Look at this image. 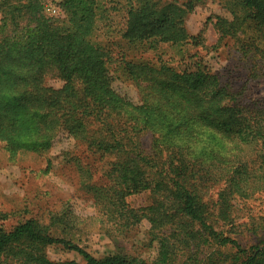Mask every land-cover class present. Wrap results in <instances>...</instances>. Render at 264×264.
<instances>
[{
	"label": "trees",
	"instance_id": "trees-1",
	"mask_svg": "<svg viewBox=\"0 0 264 264\" xmlns=\"http://www.w3.org/2000/svg\"><path fill=\"white\" fill-rule=\"evenodd\" d=\"M46 1L0 0V141L11 154L45 155L67 133L91 153L113 157L100 175L105 180L83 181L97 198L101 230L120 234L143 217L154 227H176L160 237L151 262L97 258L61 236L94 224L95 217L64 208L47 223L31 217L12 230L0 225V264L9 257L16 264H79L50 260L45 248L54 243L77 251L83 264H170L178 245L200 247L207 229L220 244L234 243L231 264H264V245L244 249L212 228L211 216L234 225V202L264 191V100L242 98L200 60L186 62L200 50L186 53L203 44L185 25L196 0H61L57 13ZM223 1L233 17L218 19L222 37H237L244 54L264 63V0ZM171 47L180 56L165 51ZM161 48L167 58L153 53ZM49 72L62 86L46 85ZM116 79L135 86L136 102L117 90ZM146 132L153 134L149 151L140 141ZM78 169L80 176H94L90 163ZM201 183L222 185L208 210L199 205ZM146 190H162L161 198L147 212L132 208L127 195ZM258 222L254 232L264 230V216ZM209 260L225 264L215 253Z\"/></svg>",
	"mask_w": 264,
	"mask_h": 264
},
{
	"label": "rangeland",
	"instance_id": "rangeland-1",
	"mask_svg": "<svg viewBox=\"0 0 264 264\" xmlns=\"http://www.w3.org/2000/svg\"><path fill=\"white\" fill-rule=\"evenodd\" d=\"M160 1L184 4L189 0ZM60 2L61 0L46 1L48 8L55 9L56 13L60 10ZM224 4L223 0L194 2L193 10L185 17V25L190 34L202 36L203 44L193 47L189 53H186L195 54L197 49L200 50L197 55L186 57V62L192 66L193 63L202 61L218 72L221 80L226 84L229 83L237 93L242 95V98H251L253 103L259 104L264 100V63L255 64L252 54H244L240 50V41L237 37H222L220 25H217L218 19L233 17L227 5ZM60 15L62 16L63 13L61 12ZM240 35L243 37L242 34ZM118 47L117 44L114 46L115 49ZM165 51L170 54L177 53L180 56L176 48L171 47ZM165 51L161 48L153 53L167 58ZM142 53L150 52L145 50ZM45 83L47 86L57 88L62 86L63 81L55 72H49L45 77ZM114 85L118 91L133 101L138 100V92L131 83L116 79ZM140 141L145 150L149 151L153 134L143 133ZM112 160V156L101 158L91 153L84 144L73 140L64 132L55 138L53 146L45 155L26 154V150L19 151L16 155L11 154L6 150L5 144L0 141V225L6 230H12L31 217L47 223L54 211L69 208L80 216H93L96 220L94 224H82L77 227V230L67 231L61 236L67 235L74 244L97 258L118 254L151 262L157 257L160 243L163 242L160 237L176 226L170 224L172 226L154 227L149 217H143L140 222L126 227L120 234L107 233L104 229H100L101 225L97 219L96 203L98 201L94 191L83 186L84 180L89 179L93 182L100 178L105 180L106 176L100 175L111 166ZM80 163L84 166L90 163L94 176H80L81 172L78 169ZM200 185L197 197L201 210L215 207L222 185L211 183L208 186L202 183ZM161 192L162 190L157 193L146 190L129 194L126 198L132 208L146 209L161 198ZM147 211L148 209L145 210ZM234 212V225L225 224V227L220 224L223 222L214 223L217 221L216 216H211L213 230L223 231V235L230 236L244 249L257 245L262 248L264 230L254 232L252 229L264 216V191L257 193L253 198L235 201ZM147 214L153 216L152 212ZM100 217L103 218V222L110 223L105 215ZM219 240L220 238L215 234H209V229L204 230L200 247L195 246L194 243L186 248L178 245L177 253L170 264H210L209 258L214 253L218 258H224L225 264H231L235 260L238 249L232 242L223 245L219 243ZM197 250L198 252L195 253ZM45 253L53 262L76 261L79 264L85 262L77 251L61 243L49 244L45 248ZM16 260L17 258L9 257L7 264H16Z\"/></svg>",
	"mask_w": 264,
	"mask_h": 264
},
{
	"label": "built area",
	"instance_id": "built-area-1",
	"mask_svg": "<svg viewBox=\"0 0 264 264\" xmlns=\"http://www.w3.org/2000/svg\"><path fill=\"white\" fill-rule=\"evenodd\" d=\"M48 10H50L53 13H56V10L55 9L51 10V8H48Z\"/></svg>",
	"mask_w": 264,
	"mask_h": 264
}]
</instances>
